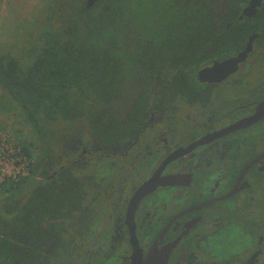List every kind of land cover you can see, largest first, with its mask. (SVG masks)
<instances>
[{"label":"flooded vegetation","instance_id":"obj_1","mask_svg":"<svg viewBox=\"0 0 264 264\" xmlns=\"http://www.w3.org/2000/svg\"><path fill=\"white\" fill-rule=\"evenodd\" d=\"M249 1L235 19L226 4H208L227 18L214 19L223 35L205 44L224 50L190 83L169 82L179 69L166 64L155 77L135 64L117 97L74 118L59 145L51 129L43 143L24 140L19 193L65 179L68 207L61 228L31 250L32 264H264V35L245 27L262 3L247 16ZM243 51L222 74L197 78Z\"/></svg>","mask_w":264,"mask_h":264},{"label":"trees","instance_id":"obj_2","mask_svg":"<svg viewBox=\"0 0 264 264\" xmlns=\"http://www.w3.org/2000/svg\"><path fill=\"white\" fill-rule=\"evenodd\" d=\"M245 2L95 0L85 8L82 0H51L45 4L29 62L22 65L0 51V88L43 143L49 123L94 117L97 101L106 104L117 97L119 85L131 72L138 73L135 64L148 77L166 64L172 73L179 69L169 82L190 83L191 71L224 50L216 40L212 49L205 44L206 38L223 35L215 32L214 19L227 18L208 4H226L235 19ZM251 21L246 29L264 35V0ZM28 148L24 141L21 151L27 156ZM24 177L0 183V264H32L31 250L40 247L46 231H58L65 219V179L61 187L29 185L20 194ZM17 244L22 251L13 250Z\"/></svg>","mask_w":264,"mask_h":264},{"label":"rangeland","instance_id":"obj_3","mask_svg":"<svg viewBox=\"0 0 264 264\" xmlns=\"http://www.w3.org/2000/svg\"><path fill=\"white\" fill-rule=\"evenodd\" d=\"M51 0H0V51L14 56L22 65L29 62L34 52L33 45L37 43V32L40 22L44 21L45 4ZM54 131L55 143L65 131L77 124L72 121L49 123ZM1 138L11 142L23 143L27 139L34 143V134L30 126L21 119L12 102L0 88V141ZM9 147V144H5Z\"/></svg>","mask_w":264,"mask_h":264},{"label":"built area","instance_id":"obj_4","mask_svg":"<svg viewBox=\"0 0 264 264\" xmlns=\"http://www.w3.org/2000/svg\"><path fill=\"white\" fill-rule=\"evenodd\" d=\"M5 144H9L7 147ZM22 143L1 138L0 141V183L3 180L16 181L25 176L29 158L21 151Z\"/></svg>","mask_w":264,"mask_h":264},{"label":"water","instance_id":"obj_5","mask_svg":"<svg viewBox=\"0 0 264 264\" xmlns=\"http://www.w3.org/2000/svg\"><path fill=\"white\" fill-rule=\"evenodd\" d=\"M95 0H86L84 3L85 8L90 7ZM260 0H250L248 5L242 10L243 14H246L247 16H251L255 12V7L259 5ZM249 44L247 43V48ZM242 53L238 54L236 57L230 58L229 60L221 61V62H214L213 65L210 67H204L200 70L197 71V78L201 81H206V80H211L214 77V74L220 75L222 73L220 72L222 69H224L229 63L233 64L235 61L240 60L243 55ZM218 78V77H217ZM220 78V77H219ZM150 184L146 183L145 186L142 185L139 190H141L143 187H148ZM131 264H163L160 259H155L153 256H149V259H146L144 261L142 260H137V261H132Z\"/></svg>","mask_w":264,"mask_h":264}]
</instances>
